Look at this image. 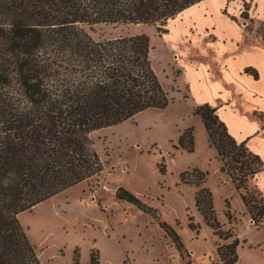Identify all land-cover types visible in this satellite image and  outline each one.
Returning <instances> with one entry per match:
<instances>
[{"label": "rangeland", "instance_id": "1", "mask_svg": "<svg viewBox=\"0 0 264 264\" xmlns=\"http://www.w3.org/2000/svg\"><path fill=\"white\" fill-rule=\"evenodd\" d=\"M224 21L241 34L240 44L264 49V0L258 5L256 0H205L168 21L163 27L166 32L143 24L84 27L95 41L147 36L153 71L170 103L164 109L145 110L119 125L95 131L91 138L102 172L18 214L40 264H73L75 257L78 264H90L92 253L99 264H222L216 249L226 242L197 211L199 188L194 180H180L182 173L191 174L194 169L206 174L200 187L209 190L216 221L224 234H231L227 241L239 239L236 264H264V222L255 224L258 217L251 218L240 197L250 192L264 208L257 187L264 189V173L248 178L246 190H236L232 183L233 169L238 166L234 157H224L221 171L223 162L210 145L200 118L193 115L200 102L220 91L223 97L230 91L245 106L244 97L250 90L261 94L260 84H246L235 72L250 54L233 47L221 52V47L211 44H225L228 39L205 24L213 22L221 33L228 34ZM223 55L236 57V63L221 82L224 70L209 58L221 59ZM229 103L216 97L211 106L225 108ZM252 117L264 122V109L254 111ZM190 127L193 150L189 153L178 148V138ZM192 175L198 178L196 173ZM117 189L129 192L138 203L118 199ZM190 222L199 228L191 230ZM161 223L179 235L185 250L182 257Z\"/></svg>", "mask_w": 264, "mask_h": 264}, {"label": "trees", "instance_id": "2", "mask_svg": "<svg viewBox=\"0 0 264 264\" xmlns=\"http://www.w3.org/2000/svg\"><path fill=\"white\" fill-rule=\"evenodd\" d=\"M203 0H0V264H40L18 214L83 181L98 176L103 166L91 135L119 125L149 109H164L168 93L149 59L147 36L95 41L85 26L100 24L155 25L159 30L184 10ZM245 73L256 76L253 70ZM217 157L232 155L236 190L264 169L261 158L227 132L209 104L196 106ZM178 148L192 152L193 129L178 138ZM196 173L198 178L192 174ZM191 176L185 179V176ZM206 174L194 169L180 180L198 187L195 207L214 234L222 264H236L239 239L221 231L211 194L200 187ZM196 177V176H195ZM118 199L137 204L129 192ZM256 225L264 208L252 193L240 194ZM264 203V198L261 200ZM230 218L228 212L226 213ZM191 230L198 229L192 222ZM182 257L176 231L161 223ZM73 264H78L75 257ZM90 264H99L96 253Z\"/></svg>", "mask_w": 264, "mask_h": 264}, {"label": "crops", "instance_id": "3", "mask_svg": "<svg viewBox=\"0 0 264 264\" xmlns=\"http://www.w3.org/2000/svg\"><path fill=\"white\" fill-rule=\"evenodd\" d=\"M204 1L205 0L199 2L198 4ZM249 1H252V0H249ZM256 1H257V5L261 3V0H256ZM198 4H195L189 7L188 9L184 10L182 13L186 12L189 9H192V7ZM215 16L218 17L216 14ZM218 18L221 19V17H218ZM224 23L228 30L227 31L228 34L221 33L220 30L215 27L213 22L210 24L208 23L205 24L206 27H211V29L215 28L214 29L215 32L219 33L222 37H225L228 39V43H225V44L224 43H211V44H217L219 48L221 47L220 48L222 49L221 52H223L225 48L233 47L237 51L242 50L243 52H245V54H250L249 59H247L246 61H241L238 64L235 72H236L237 77L240 80L244 81L246 84H249V83L260 84L261 94L250 90L251 92L250 95L245 94V97H244V99L247 100L246 101L247 105L245 106V104L243 105L241 104L242 102L241 99L237 97L233 98L232 93L224 88L225 90L229 92L228 95L223 97L222 91H220L217 93V95H213L208 100H204L200 102L197 106L205 104V103L211 106V104H213V102L215 101L216 97H220L221 100L223 101L230 102L229 103L230 107H225V108L214 107L216 108L217 116L224 123L229 135L236 142L244 143L246 148L250 152L258 155L264 163V122L257 119L256 117H252V114L254 113V111L258 109H264V49L258 46H255V45L240 44L241 34L235 31L234 28L229 23H226L225 21ZM205 25L203 27H205ZM209 59H211V61L213 62L214 61L217 62L219 66H221L220 69L224 70L223 79H220V77L217 75L216 71L214 70V72L216 73L218 78L221 80V82L225 81L224 80L225 74L228 73L229 69H231V67L235 65L236 63L235 62L236 57L227 59V57L224 55L221 57V59H214V58H209ZM206 68L208 72L211 69L209 65ZM246 69L253 70L256 73V76L250 73H245ZM240 72H243L242 78L239 77ZM242 87L240 88L237 87V90L246 93L242 89ZM262 173H264V169L261 172H259L256 177L259 178ZM257 187H259L258 189L264 198L263 187L261 185H258Z\"/></svg>", "mask_w": 264, "mask_h": 264}]
</instances>
